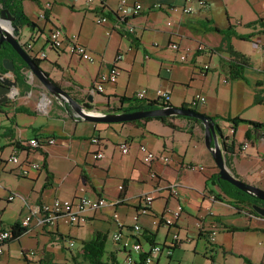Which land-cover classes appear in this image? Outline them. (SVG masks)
<instances>
[{"label": "crops", "instance_id": "1", "mask_svg": "<svg viewBox=\"0 0 264 264\" xmlns=\"http://www.w3.org/2000/svg\"><path fill=\"white\" fill-rule=\"evenodd\" d=\"M47 2L48 14L44 21L38 18V12ZM118 2L24 0V13L43 32L22 27L20 39L31 42L38 64L50 79L79 103L87 104L92 113L117 109L120 96L134 97L140 89H145V98L156 99L157 89H161L168 92L170 105L213 117L233 143L232 151L224 152L228 168L243 181L264 189L261 145L264 126L256 129L248 122H238L231 132L230 122L221 119L237 117L264 125V0H204L203 6L197 0H127L129 5L139 3L142 8L126 23H120L114 12ZM26 3L30 4L29 12L25 9ZM186 6L192 10L184 12ZM97 15H105L108 21L96 23ZM127 24L134 28L130 34L126 33ZM51 26L62 27L63 43L75 41L85 46L94 55V61L51 47L45 37ZM215 27L222 32L229 28L244 38L216 32L212 29ZM171 43H177L179 49H172ZM219 47L222 50H214ZM227 47L245 58L243 78L225 79L220 70L219 58L229 57ZM197 49L200 51L194 55ZM41 52H45L44 58L39 57ZM118 52L122 57L117 62L116 80L104 83L101 92H92L96 77L109 70ZM180 55L185 59L180 60ZM32 78L28 82L19 81L14 75L11 79L16 85L9 93L0 95V231L9 229L15 221L23 226L22 219L30 205L62 197L57 185L59 178L50 164V148L59 144L64 150L60 158L70 162L76 170L77 182L81 180L82 196L119 202L95 212L87 211L88 219L82 225L69 224L59 217L55 224L40 227L32 220L25 232L4 245L0 264H90L79 250L82 242L93 238L96 231L106 234L101 261L125 264L127 253L134 259L137 257L131 251L136 240L129 229L133 222H138L143 233L151 234L158 244L168 243L175 227L181 242L169 257L162 254L154 264L163 261L178 264L176 254L185 247L197 254L200 241L208 245V248L203 246L205 253H212L205 259L206 264H225L232 257L240 258L241 264H248L245 258L251 264H264V246L261 251L257 246H260V235H264L260 231L264 230V217L249 213L247 208L234 207L231 198L218 186L207 183L218 168L205 147L204 128L200 123L179 116H172L166 122L158 119L121 123L87 121L41 84L31 85ZM200 96L204 101L194 106L189 104L192 98ZM257 97L259 103L255 102ZM247 131L249 138L245 136ZM217 135L224 148L223 138ZM35 137H55V143L41 150L25 146L26 141ZM94 137L97 143L92 142ZM121 142L128 144L127 153L120 152ZM141 144L157 155L167 156L168 162H144L138 148ZM98 151L103 153L101 158L94 157ZM11 155H16L19 162L36 161L42 167L20 176L15 173L18 164L9 160ZM47 171L52 173V184L43 188ZM164 183H176L178 194L172 196L161 191L150 202L149 209L142 212L138 197ZM10 193L14 199L5 203L3 199ZM77 196L72 192L63 198ZM9 205H13L15 214L11 220H5ZM179 206V217L172 219V211ZM114 211L117 220L112 216ZM117 221L124 227H118ZM167 221H173L172 227H168ZM244 226L250 229L231 230ZM116 233H120L118 242L112 239ZM223 233L231 234L229 243L220 240ZM138 239L142 240V236ZM69 240L74 241L72 247ZM253 249L257 251L256 256L250 254ZM29 250H35L33 257L26 254Z\"/></svg>", "mask_w": 264, "mask_h": 264}, {"label": "built area", "instance_id": "2", "mask_svg": "<svg viewBox=\"0 0 264 264\" xmlns=\"http://www.w3.org/2000/svg\"><path fill=\"white\" fill-rule=\"evenodd\" d=\"M77 1V0H73ZM88 3L93 2V0H87ZM197 4L199 6H203L205 4L204 0H197ZM49 3H45V5L39 10L38 18L41 20H46V11L48 9ZM141 5L139 3H134L133 5H129L127 0H119L117 7L115 8L114 12L117 16L118 21L126 23L130 17L135 16L141 11ZM192 8L190 6L184 7V12H190ZM262 20H264V14L262 16ZM95 21L98 24H104L108 21L105 15H97L95 17ZM127 32L131 33L134 31L132 25L127 24L126 28ZM63 34L64 30L62 27L59 26H51L45 32V37L49 45L57 50L67 52L70 55H76L82 60L93 62L94 55L88 51V49L75 42L69 41L67 43H63ZM21 38V36H20ZM19 43L23 46V48L30 54L31 57L37 59V54L33 51L32 44L30 41L23 42L21 39ZM170 47L174 50H178L179 46L177 43H171ZM40 58L45 57V52L39 53ZM122 57V53L118 52L112 61V65L106 72H101L95 79L94 86L92 88V92L97 91L101 92L103 90V85L106 82H114L117 76V62ZM180 60H184V55H180ZM226 79V78H225ZM157 98L159 101L166 102L168 101V92L162 91L161 89H157ZM138 99L145 98V89H140L136 92L135 95ZM198 101H204V97L200 96L197 98H192L189 101L191 106L196 105ZM115 108H110L107 110L112 111ZM230 124V123H229ZM231 128V125H230ZM233 132V129H230ZM92 142L97 143V138H92ZM55 143V139L53 137H46V138H33L26 141L24 144L25 146L31 149H44L47 145H52ZM118 148L121 153H127L128 151V144L126 142H121L118 145ZM139 152L142 155V160L146 163H150L154 160H160L163 162H168L169 158L164 155H157L154 152L148 150L144 145H139ZM103 153L98 151L94 154L95 158H101ZM14 163L18 164V169L15 170V173L20 176H26L31 170L39 171L42 167L41 163L36 161H24L19 162V159L16 155H11L9 157ZM161 191H166L169 195L176 196L178 194V185L176 183H164L161 185H156L153 187L151 191L148 193L141 194L138 197V204L139 208L142 212H146L149 209V204L152 200H154L157 195ZM14 199V194L10 193L6 197H4L3 201L5 203H9ZM119 201H110L108 202L102 197H87V196H77L73 199H62L59 197H54L50 202H40L35 205H30L28 209V213L22 219V225L26 227L30 224L33 220L34 223L40 227L43 226H50L57 222L59 217L65 219V221L69 224L73 225H82L86 223L88 219L87 211L95 212L98 209H101L105 206H115L116 203ZM0 206V210H1ZM180 206L177 210L172 211V219H177L180 214ZM113 218L117 220L118 215L114 211L112 214ZM174 221V220H173ZM173 221H167L168 227H172ZM117 225L120 228L124 227V224L121 221H117ZM130 234L136 239L131 247L132 253L137 256L134 259L131 253L126 254L125 264H154L159 257L163 254L165 257H169L172 253L173 247L175 243L178 241V237L176 232L173 229V233L171 235V239L168 243L158 244V243H150L146 240L143 236V230L141 225L138 222H133L130 226ZM142 236V240L138 238ZM10 238V230H2L0 231V253L3 252V247L9 241ZM113 241L118 242L120 239V233H116L113 235ZM74 245L73 240H69V246L72 247ZM29 257H33L35 255V250H29L26 253Z\"/></svg>", "mask_w": 264, "mask_h": 264}, {"label": "trees", "instance_id": "3", "mask_svg": "<svg viewBox=\"0 0 264 264\" xmlns=\"http://www.w3.org/2000/svg\"><path fill=\"white\" fill-rule=\"evenodd\" d=\"M24 0H0V3L2 7L7 8L11 15L14 17L13 23L17 25L18 27H27L30 30L38 33L43 32V28L39 27V25L30 20L27 15L24 13L23 10V5L22 2ZM46 17H47V11H46ZM216 32H222L219 29L212 28ZM126 33L130 34L129 32L126 31ZM225 35L228 36H235L240 39H243L244 36L238 35L234 32H232L229 28L227 29L226 32H222ZM124 36H126L131 42H134V39L130 37L129 35H126L124 33ZM214 50H222L220 47L216 48ZM200 49L195 50L193 53L196 55ZM226 51H228L229 57H220L219 58V68L220 70L226 75L225 78L229 80L233 79H238V78H243V70L247 66V62L245 58L238 52H235L231 49V47H227ZM4 57H7L11 59L14 63V75L16 80L22 81L23 79V72L27 69V64L22 60V58L15 52V50L6 42H4V46L0 48V71H6L3 66H2V59ZM35 61L38 63V60L35 59ZM256 103L260 102V99L257 97L255 99ZM119 103L120 105L117 107L119 110H123L125 112H132V111H137V110H148V109H156L160 105L165 106L169 105L170 103L166 101L165 103L162 101H159L158 99H138L135 96L134 97H125V96H120L119 97ZM172 116H156V117H146L144 119H138L134 120L131 122H137V121H145V120H150V119H158L160 121L166 122L169 118ZM183 117V116H179ZM188 119H192L200 123L201 126L202 123L200 120L196 118H190V117H185ZM216 127V131L218 134L222 135L223 138V144H224V150L225 152H231L233 148V143L232 140H229V137L225 136L220 129L219 125L217 124L216 120L212 117L211 118ZM223 121H229L231 124V128L235 129V126L238 122H248L250 125L255 127L256 129L260 126H264L263 124H260L258 122H253L250 120H245L241 118L234 117L232 119L221 117ZM246 138H249V132L247 131L245 134ZM55 138V137H53ZM38 150V149H37ZM41 150V149H39ZM45 154V153H44ZM227 166H229L228 162L226 161ZM45 165V163H44ZM238 177V176H237ZM207 183H210L211 185H216L219 187V189L222 191L223 194L226 196H229L232 200V205L237 208H247L248 212L251 214H257L256 211L253 209V205H262L264 206V201L259 200L256 198L254 195L250 193L243 192L242 190L238 189L234 185L230 184L229 182L225 180L218 179V171L214 173L213 175L209 176L207 179ZM52 184V173L47 171L46 174V180L43 183V188L49 187ZM218 198V195H216ZM220 200V199H219ZM250 227L244 226V227H233L231 228L232 231L235 230H240V231H246L249 230ZM10 238L9 240H14L18 236H20L23 232L26 231V228L21 226L17 221L13 222L10 227ZM260 231H264L260 229ZM144 238L148 240L150 243H153V236L151 234H144ZM106 242V234H102L98 231L95 232L93 238L90 240H86L82 242V246L79 250V253L89 261L90 264H104L101 261L102 255L104 253V244ZM181 241H177L175 243V246L173 247L176 248L178 244ZM212 260V259H211ZM245 261L248 264H251L248 259L245 258ZM111 264H119L117 261H112ZM141 264V263H139ZM257 264H262V263H257Z\"/></svg>", "mask_w": 264, "mask_h": 264}, {"label": "water", "instance_id": "4", "mask_svg": "<svg viewBox=\"0 0 264 264\" xmlns=\"http://www.w3.org/2000/svg\"><path fill=\"white\" fill-rule=\"evenodd\" d=\"M13 21L14 17L9 10L2 7L0 3V48L4 46V42L8 43L27 64V71L24 73L23 78L24 81L28 82L32 77H36L41 83L43 89L61 101L68 103L71 109L79 117L87 121L121 123L156 116H183L200 120L204 128L205 147L211 153L213 161L218 168V179L225 180L243 192L250 193L259 200L264 201V189L243 181L228 168L224 157L225 150L218 141L215 123L211 117L191 108L177 107L170 104L165 106L160 105L156 109L137 110L132 112H125L119 109L109 111L106 109V111L92 113L93 111L89 110L90 108L87 104L79 103L68 92L61 89L54 81H52L48 74L45 73L35 61V58L31 57L23 48L19 43L22 28L15 25ZM2 66L6 71H0V95L9 93L10 88L16 85V81L11 79V77L14 76L15 69L13 61L4 57L2 59ZM90 100L89 97V101ZM219 137H222V135H219ZM252 207L259 216L264 217V206L253 205Z\"/></svg>", "mask_w": 264, "mask_h": 264}, {"label": "rangeland", "instance_id": "5", "mask_svg": "<svg viewBox=\"0 0 264 264\" xmlns=\"http://www.w3.org/2000/svg\"><path fill=\"white\" fill-rule=\"evenodd\" d=\"M29 8H30V4L26 3L25 9L27 10V12H29ZM37 83L41 84L36 77H33L30 84L38 85ZM26 120H28V118H26ZM59 145L57 147L52 146L50 148V151H51L50 152L51 153L50 164L52 165L53 169L56 171L57 177L59 178V180H57L58 181L57 185H59L61 188V196H62L61 198L64 199L63 197H69L72 192H75V194L82 196V194H80L81 191L79 190V187L81 185V180H78L77 182L76 175H75L76 170L72 169L70 162L65 161L64 159L60 158L59 154L64 153V150H62ZM261 145L264 148V143H262ZM67 199H70V198H67ZM12 207L13 205H9L7 207L6 212L4 214L5 220H11V218L14 216L15 212ZM230 237H231V234L223 233L220 237V240H223L225 243H229ZM262 238L264 239V235L262 236L260 235V246L257 245L258 247H260V251L262 250V247L264 246V241ZM251 241L253 240L251 239ZM204 245H206V248H208L207 247L208 245L206 244V242L204 241L199 242L197 249H196L198 252L197 254H194L190 247H185L184 250L176 254V256L180 260L178 264H206L207 262L205 261V259L209 256V254H212V253L209 251H206L205 253V250L203 247ZM244 249L247 250V249H250V247H244ZM216 251H219V250L216 248ZM250 254L252 256H256L257 255L256 249L251 250ZM219 260L220 262L223 261L221 258ZM163 263L165 264L164 261L162 262V264ZM241 263L243 262L240 258L232 257V258H228L225 264H241ZM173 264H177V263L173 262Z\"/></svg>", "mask_w": 264, "mask_h": 264}]
</instances>
